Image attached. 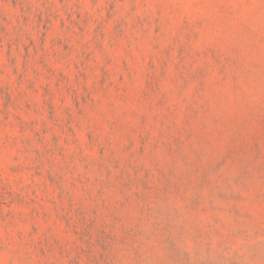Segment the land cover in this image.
Instances as JSON below:
<instances>
[{
  "label": "rangeland",
  "instance_id": "374dc122",
  "mask_svg": "<svg viewBox=\"0 0 264 264\" xmlns=\"http://www.w3.org/2000/svg\"><path fill=\"white\" fill-rule=\"evenodd\" d=\"M0 264H264V0H0Z\"/></svg>",
  "mask_w": 264,
  "mask_h": 264
}]
</instances>
